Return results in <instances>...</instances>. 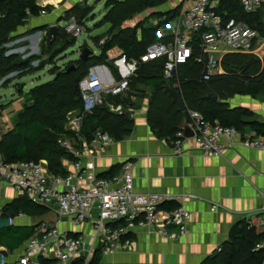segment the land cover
Listing matches in <instances>:
<instances>
[{
    "label": "trees",
    "instance_id": "obj_1",
    "mask_svg": "<svg viewBox=\"0 0 264 264\" xmlns=\"http://www.w3.org/2000/svg\"><path fill=\"white\" fill-rule=\"evenodd\" d=\"M167 0H106V12L99 24H108V29L93 37L96 41L98 53L91 51L85 61L80 58L73 64L74 68L60 70L53 74L52 79L34 85L27 92V101L18 111V117L12 127L2 134L0 138V157L4 162L16 163L33 160L46 161L50 174L66 176L67 168L63 160H73V155L63 148L58 139L62 136H72L74 133L65 125L69 115L81 111L82 98L78 83L87 74L89 68L107 62V51L113 47L121 50V57L125 61L138 60L144 53L146 46L157 41L158 26L145 25L144 21L137 22L134 26H125L126 21L148 9H155L166 3ZM86 5V6H85ZM90 8L85 3H77L70 10L81 8V16L71 13L76 22L84 25L87 12ZM52 6H41L37 0H0V77H6L16 72L13 79L31 73L34 68L31 62L38 57L31 55L20 59L16 54L5 55V48L1 45L10 37L9 34L17 27L23 25L30 17H39L41 13L48 12ZM68 10V11H70ZM178 8L165 13L153 12V15L166 14L167 23L177 14ZM216 10L224 17H234L243 20L256 28L264 35V16L261 13H247L242 10L237 0H219ZM61 39L55 38L45 52L50 57H56L68 46L73 44V38L66 37L63 27ZM140 33V37L137 33ZM104 42L99 44L102 35ZM74 37V36H72ZM56 40H61L62 46L54 48ZM85 45H81L84 48ZM250 55L241 52H228L222 57L221 65L224 72L212 77L209 81L201 79V67L194 60L181 65L177 70L179 87H174L173 82L164 78V59L158 58L146 63H139L136 72L129 77V86L122 95L106 96L102 104L97 105L90 113L85 114L81 120L79 135L89 140L93 132L100 128L109 133L115 141L124 139L133 128V107L136 96L142 94L144 87H149L147 97L146 119L157 138L172 139L181 129L184 122L189 121L188 109L195 110L203 115L205 120L222 125L235 127L243 136L251 132L254 136H264V121L258 118H244L250 112L244 107H230L227 99L234 95L256 97L264 92V59H257L255 64L244 68V63ZM117 80L121 77L116 73ZM11 81L7 78L5 82ZM173 88L185 104L184 111H178L173 103L169 89ZM207 95L217 96V101L207 98ZM107 102L121 104L124 112L121 115L112 113L106 106ZM131 108V110L129 109ZM133 108V109H132ZM121 164L110 167L99 176L111 177L119 170ZM179 205L171 201L163 202L160 207L172 209ZM48 207L34 203L26 196H17L5 203L2 207V217L15 218L19 213L24 215H44ZM36 228L33 224H14L0 229V246L12 252L18 249L25 240L31 236ZM264 237V227L256 221L251 225L245 220L236 222L229 231L228 239L221 244L220 251L207 256L200 264H261L264 252L255 250V244ZM132 238V234L127 235ZM100 249L93 251L91 263H98ZM42 264H53V261L41 259ZM15 264V263H5ZM72 264H82V259Z\"/></svg>",
    "mask_w": 264,
    "mask_h": 264
},
{
    "label": "built area",
    "instance_id": "obj_2",
    "mask_svg": "<svg viewBox=\"0 0 264 264\" xmlns=\"http://www.w3.org/2000/svg\"><path fill=\"white\" fill-rule=\"evenodd\" d=\"M237 1L247 13H264V0ZM217 4L214 0H191L185 10L166 24L170 33H161V37L168 39L149 43L138 60H131L127 64L126 72L120 79L105 83L95 67L80 79L78 86L82 108L80 113L69 115L65 126L74 135L58 139V143L74 158L69 160L72 169L66 176L50 174L43 160L8 163L0 157V217L4 205L2 184L11 187L17 196H26L34 203L55 208L54 219L36 222L33 234L16 249L11 263L42 264L43 258L53 261V264H72L79 259H82V264H100L103 256L127 250L131 245L127 235L133 234L136 229H147L165 238L186 233L191 212L182 204L169 210L161 208L160 205L170 199L167 192L136 191L130 163H122L119 171L111 177L99 176L95 170V159L106 152L113 138L97 128L86 140L79 135V129L83 116L102 104L106 96L122 95L127 91L129 77L136 72L139 63L163 58V76L178 88L177 70L190 60L200 65L201 79L204 81L222 73L221 61L225 53L241 52L261 60L255 49L258 43L264 41V35L243 20L222 16L216 10ZM82 29L83 26L76 22L74 16L69 17L64 26V30L74 37ZM103 42L104 38L100 39L99 44ZM106 104L112 113L123 114L121 104ZM188 116L187 124L193 133L191 138L204 154L219 157L225 149L237 145L264 150V136L251 133L242 136L235 127L211 123L195 110L188 109ZM186 139L182 129L175 133L172 138L175 154L181 153ZM216 207L217 204L212 205V209ZM21 216L22 213L13 219L9 217L10 223ZM258 216V224L264 227V203ZM61 221L73 226L87 221L90 223L95 248L100 249L98 263L90 262L93 255L90 249L87 255H82L84 238L61 230L58 227ZM172 227L176 229L175 232L170 231ZM220 249L217 248L218 251ZM254 249L264 252V237L255 244ZM0 254L1 264H5L6 255ZM261 264H264V258Z\"/></svg>",
    "mask_w": 264,
    "mask_h": 264
},
{
    "label": "crops",
    "instance_id": "obj_3",
    "mask_svg": "<svg viewBox=\"0 0 264 264\" xmlns=\"http://www.w3.org/2000/svg\"><path fill=\"white\" fill-rule=\"evenodd\" d=\"M214 1L218 3L219 0ZM79 2L87 4V0L50 3L54 8L51 14L33 17L32 21L47 26L53 23L60 25L64 9ZM190 3L191 0H175L171 6H160L153 9V12L165 13L178 8V14ZM166 16L155 15L153 22L144 23L158 26L157 41L168 39L161 37V33H170L166 24L171 20L165 23ZM40 35L33 38L32 45H36ZM137 36L140 37L139 32ZM106 55L107 60L111 61L110 65L105 62L92 67H95L103 82L110 83L117 80L116 73L122 76L126 72L129 62L120 56L121 50L118 47H113ZM24 96L22 90H19V95L12 100L16 101L4 109L5 115L0 116L2 134L12 127L14 114L26 103ZM147 103V99L142 101L141 108L133 113L131 133L122 140H113L106 152L95 159V170L99 174L108 171L113 165L130 163L136 191L167 192L170 195L169 201L182 204L191 212V219L186 233L173 238H165L147 229H136L127 250L103 256L100 264H200L207 256L218 251L217 248L228 239L229 231L236 222L245 220L252 225L259 217V210L264 203V150L237 145L225 149L222 156L215 157L202 153L193 138L187 137L181 153L175 154L172 139L157 138L153 134L146 119ZM256 107L260 109L261 106ZM262 107L261 110H264ZM262 118L258 119L264 121V112ZM63 164L68 171L72 169L69 160H63ZM1 189L3 204L17 197L11 187L2 184ZM187 194L190 197H185ZM213 204H217L215 209H212ZM30 216L23 214L15 219L14 224H33L40 219L51 221L55 217V208H49L47 213L38 216L34 222L28 221ZM58 227L84 238L83 256L88 254L89 249L91 252L95 250L88 221L78 226L61 221ZM170 231L175 232L176 229L172 227ZM0 249L9 253L2 246ZM16 251L10 253L13 254L12 258L5 256V263L13 261Z\"/></svg>",
    "mask_w": 264,
    "mask_h": 264
},
{
    "label": "rangeland",
    "instance_id": "obj_4",
    "mask_svg": "<svg viewBox=\"0 0 264 264\" xmlns=\"http://www.w3.org/2000/svg\"><path fill=\"white\" fill-rule=\"evenodd\" d=\"M41 1L42 0H37V3L41 6H52L49 3L41 4ZM105 2L106 0H87V5L90 6V8L87 7L85 9V11L87 12V17H85L83 29L77 37H72V35L66 32V37L70 39L73 38L74 42L56 57H50V54L45 52V47L43 46L44 39L48 34V26L46 24L40 25L42 23H33L32 17L28 18V20H26L23 25L17 27L9 34L10 37L1 45L3 48H5V55L16 54L20 59L23 60L31 55L37 56L38 58L30 63L34 68L31 73L15 79H13V76L16 74V72H12L6 77H0V116L5 115L3 113L4 109L11 107L9 105H12V103L16 101L15 100L12 102V100L16 98L17 95H19V90H22V94L24 96L25 93L30 89V87L46 82L52 79L55 72L64 70L68 66H72L79 59V56L85 47L89 48L93 53L98 52V49L96 47L97 44L93 37L105 32L109 26L106 23L99 24L106 12ZM172 3L174 4L175 0H167L161 8L171 6ZM71 7H67V9H64V11L62 12L61 17L63 19L60 21V26L63 28L67 23V20L64 18L68 17L71 13L77 14L78 16H81L82 14L81 8L70 10ZM53 9L54 8L44 13L51 14ZM153 11V9L143 11L142 13L134 16L132 19L126 21L125 26L132 27L137 22L141 21L147 23L153 22V20L156 18L155 15H153ZM44 13H41V15ZM41 30L44 32L41 33ZM37 34L41 35L38 41H34L36 43V45L34 46L32 45L33 38L37 36ZM101 37H106V34L102 35ZM62 44L63 43L61 42V40H56L54 48L60 47L62 46ZM81 45H85V47L81 48ZM255 52L259 55L258 58L264 59V41H261L260 43H258V45H256ZM221 71L222 73L224 72L223 67ZM119 76L121 77V74H119ZM7 78H10L11 81L5 82ZM149 92L150 88L144 87L142 94H137L135 107H133L134 109L132 108L134 112L141 108L140 105L142 101L147 99ZM26 96H24L25 101L28 102ZM226 101L228 106L230 107L238 106L247 108L250 114L245 116L244 118L263 119L262 116L264 110H261V107L264 106V92L254 98L236 94ZM256 106L261 107L260 109H258ZM129 109L131 110V108ZM16 117H18V112L14 114L12 123L16 121ZM0 134L2 133L0 132ZM29 218L30 219L28 221L34 222L36 221L38 216L37 214H32ZM0 252L12 258L13 254H10L11 252L6 254V252L2 249H0Z\"/></svg>",
    "mask_w": 264,
    "mask_h": 264
},
{
    "label": "water",
    "instance_id": "obj_5",
    "mask_svg": "<svg viewBox=\"0 0 264 264\" xmlns=\"http://www.w3.org/2000/svg\"><path fill=\"white\" fill-rule=\"evenodd\" d=\"M61 29V26L56 24V23H53L51 25L48 26V34L47 36L45 37V44L46 45H50L51 42L55 39V38H59L61 39L62 36H63V33L62 31L60 30ZM39 34H37L36 37H38ZM91 53V50L87 47H85L83 50H82V53L80 54L79 58L82 60V61H85L88 56L90 55ZM256 58L254 56H250L248 58V60L244 63L243 67L244 68H247L249 65L251 64H255L256 63ZM107 64L110 65L111 64V61L110 60H107ZM74 66H70L69 68H67L65 71H69L71 69H73ZM169 93L172 97V101L173 103L177 106V110L178 111H184L185 110V104L183 103L182 99L180 98V96L177 94L176 90L173 89V88H170L169 89ZM207 98H210L211 100L213 101H217V96H211V95H207L206 96ZM181 129L183 131V134L185 137H191L193 135L191 129L188 127V124L187 122H184L181 126ZM12 223H10V219L9 217L5 216V217H0V229L2 228H7L11 225ZM0 264H1V254H0Z\"/></svg>",
    "mask_w": 264,
    "mask_h": 264
},
{
    "label": "bare ground",
    "instance_id": "obj_6",
    "mask_svg": "<svg viewBox=\"0 0 264 264\" xmlns=\"http://www.w3.org/2000/svg\"><path fill=\"white\" fill-rule=\"evenodd\" d=\"M58 1H60V0H42L41 3H42V4H48V3H49V4H50V3H51V4H56Z\"/></svg>",
    "mask_w": 264,
    "mask_h": 264
}]
</instances>
